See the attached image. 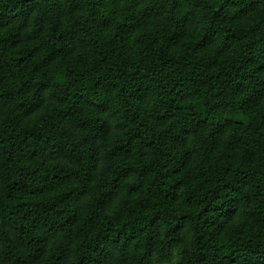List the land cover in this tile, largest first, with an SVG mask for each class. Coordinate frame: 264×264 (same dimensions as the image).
I'll list each match as a JSON object with an SVG mask.
<instances>
[{"label":"trees","instance_id":"16d2710c","mask_svg":"<svg viewBox=\"0 0 264 264\" xmlns=\"http://www.w3.org/2000/svg\"><path fill=\"white\" fill-rule=\"evenodd\" d=\"M261 8L259 0H0V223L15 231L0 228V247L15 239L26 249L10 264H72L69 243L87 264L83 253H96L101 236L120 242L111 264H144L162 245L172 246L169 257L190 251L188 264L258 261L264 80L248 85L245 69L264 72V57L249 51L241 63L237 51L244 34L264 40ZM209 10L220 14L223 46L200 30ZM126 86L129 99L159 95L164 107L128 116L126 105L90 94L107 100ZM114 111L123 123L106 122ZM220 189L229 195L213 203ZM136 221L145 222L138 231L128 226Z\"/></svg>","mask_w":264,"mask_h":264},{"label":"clouds","instance_id":"9594fccd","mask_svg":"<svg viewBox=\"0 0 264 264\" xmlns=\"http://www.w3.org/2000/svg\"><path fill=\"white\" fill-rule=\"evenodd\" d=\"M243 2H246V0H230V3H236L238 5H241ZM261 4H264V0H259ZM234 10L232 9H225L224 15L231 19L234 15ZM220 15L219 13H214L211 10L204 12L198 16L200 30L207 31L209 33V42L215 43L218 46L224 45V28L219 24L217 20H215L213 17ZM239 15V14H236ZM258 15L261 17H264V8H261L258 11ZM182 25L187 26L188 21L182 20L180 22ZM258 35L264 36V31H261L258 33ZM255 41V42H254ZM72 43L69 42V47L72 46ZM249 51H251L253 54H259L261 57H264V40H255V37H250L248 34H244L243 43L239 46V49L237 51L238 56L240 57V62L243 63L244 58L249 54ZM262 63H264V59L261 60ZM246 72H249V79L247 80L248 85L254 86L256 83H258L260 80H264V72L256 73L254 70L245 69ZM134 89L131 88V86L125 87V92L120 93L118 95H110L107 100L101 97V94L99 91L90 90V94L96 95L97 97H100L101 104L106 103H116L118 105H126L128 111V116L132 115L133 111H138L141 108L147 106L152 108L154 111L158 112L160 108L164 107V97L157 95L156 97H153L152 100L145 101L143 103H137L135 99H129V96L134 93ZM60 93H57L59 95ZM211 99V97H209ZM105 120L109 124H116V123H123L125 120V116L123 112H111L106 115ZM65 130L69 131L70 129V135L73 137H79L80 132L75 127L73 123L66 122ZM95 150V148H93ZM105 171H108L107 166H105ZM229 194L226 193L223 189H220L217 192L216 197L213 198V203L221 202L223 199H225ZM77 207H80L79 203L77 204ZM209 212H211V209H209ZM202 219H208L209 223H211L213 220L216 219L213 215H206ZM115 222V221H114ZM144 221H136L135 225L129 224V227H134L136 231H138L141 227L144 226ZM200 221H195L194 224L198 225ZM18 227V225L16 226ZM0 228H4V225L0 223ZM5 231L9 233L10 236L15 235V231L13 228L8 227L4 228ZM147 231V229H145ZM155 234V233H153ZM164 232H161V235H163ZM10 247H0V264H10V262H14L15 258L19 255H25L26 249L21 247L19 243L15 239H11L9 241ZM97 243L100 245L99 250L92 254V253H83L85 255H89V262L87 264H111V253L113 250L117 248L119 245V240H114L111 238H105V237H99L97 239ZM69 248V255L73 256L72 264H78L79 256L81 255V252L79 249H76L75 253H72L71 251V244L66 245ZM172 246L169 245H162L161 248L154 247L153 251L145 256L144 258V264H154V262L158 261V264H188V261L191 259V252L190 251H184L183 249L179 250V253H173L171 257L168 256V253L170 251ZM185 248L190 247L187 243L184 246ZM27 258V257H26ZM251 259V257H250ZM240 264V262H238ZM255 264H264V253H260L258 257V261L255 262Z\"/></svg>","mask_w":264,"mask_h":264}]
</instances>
